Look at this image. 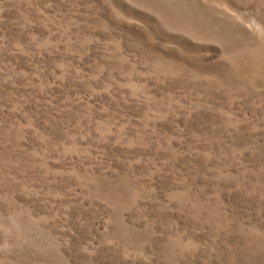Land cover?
<instances>
[{"label": "rangeland", "instance_id": "rangeland-1", "mask_svg": "<svg viewBox=\"0 0 264 264\" xmlns=\"http://www.w3.org/2000/svg\"><path fill=\"white\" fill-rule=\"evenodd\" d=\"M0 264H264V0H0Z\"/></svg>", "mask_w": 264, "mask_h": 264}]
</instances>
